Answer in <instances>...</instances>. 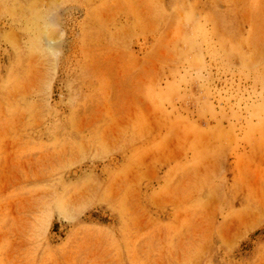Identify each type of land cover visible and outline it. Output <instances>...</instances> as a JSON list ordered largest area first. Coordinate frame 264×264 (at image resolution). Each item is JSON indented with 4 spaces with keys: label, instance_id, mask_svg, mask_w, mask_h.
<instances>
[{
    "label": "rangeland",
    "instance_id": "374dc122",
    "mask_svg": "<svg viewBox=\"0 0 264 264\" xmlns=\"http://www.w3.org/2000/svg\"><path fill=\"white\" fill-rule=\"evenodd\" d=\"M0 264H264V0H0Z\"/></svg>",
    "mask_w": 264,
    "mask_h": 264
},
{
    "label": "bare ground",
    "instance_id": "6f19581e",
    "mask_svg": "<svg viewBox=\"0 0 264 264\" xmlns=\"http://www.w3.org/2000/svg\"><path fill=\"white\" fill-rule=\"evenodd\" d=\"M182 8V7H181ZM191 23V22H190ZM190 28V27H189ZM192 30V29H191ZM223 37V36H222ZM228 40H230L229 38H228ZM183 46V45H182ZM227 50V49H226ZM246 50V49H245ZM238 52V51H237ZM188 56V55H187ZM236 57V56H235ZM252 59V58H251ZM233 61V60H232ZM181 121V120H180ZM189 123V122H188ZM191 127V126H190ZM217 127V126H216ZM202 137V136H201ZM216 147V146H215ZM212 151V150H211Z\"/></svg>",
    "mask_w": 264,
    "mask_h": 264
}]
</instances>
